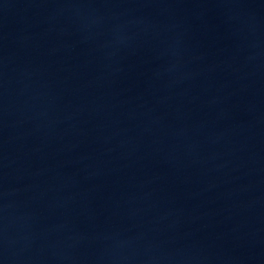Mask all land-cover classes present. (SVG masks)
<instances>
[{
  "label": "water",
  "instance_id": "95a60500",
  "mask_svg": "<svg viewBox=\"0 0 264 264\" xmlns=\"http://www.w3.org/2000/svg\"><path fill=\"white\" fill-rule=\"evenodd\" d=\"M0 264H264V0H0Z\"/></svg>",
  "mask_w": 264,
  "mask_h": 264
}]
</instances>
